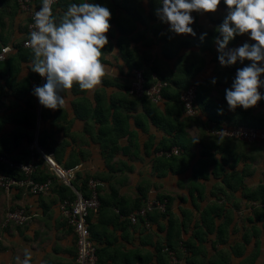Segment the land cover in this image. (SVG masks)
<instances>
[{"label": "crops", "instance_id": "obj_1", "mask_svg": "<svg viewBox=\"0 0 264 264\" xmlns=\"http://www.w3.org/2000/svg\"><path fill=\"white\" fill-rule=\"evenodd\" d=\"M16 1L0 0V47L12 48L0 64V155L18 163L33 160L38 180L51 176L49 156L64 168L77 167L75 190L90 178L99 182L101 208L90 215L89 224L101 260L125 264L122 254L138 253L132 264H159L156 247L165 243L171 217L180 239L193 244L180 250L181 264H210L223 254L225 264H248L252 255L251 264H264V213L256 214L252 205L261 200L248 192L264 187V142L248 144L210 133L215 125H230L228 117L264 128V99L248 110L233 111L227 104L225 90L237 70L251 62L228 67L219 62L214 39L228 11L223 0L216 13H197L195 37L176 35L158 19L159 0H92L112 13L102 57L107 75L95 90L74 85L62 93L66 105L58 110L39 103L33 90L41 76L31 71L30 58L18 56L27 16ZM72 2L78 0H58L54 14L63 15ZM204 33L214 35L210 51L196 43ZM245 42L255 43L238 35L228 48ZM196 68L200 71L190 81L207 84L209 104L201 109L195 102L197 114L188 117L178 98L183 90L170 81L189 78ZM133 69L169 82L161 101L144 104L128 93ZM213 112L218 123L210 118ZM173 149L179 153L167 156ZM171 156L185 159L183 171L172 172L170 162L159 160ZM63 186L55 181L50 193L39 197L0 190V264H18L26 252L31 264H77L75 235L59 208ZM142 195L169 199V213L152 214L148 227L129 218L142 205ZM19 207L27 209L30 220L4 227L5 212ZM207 207L213 211L202 225Z\"/></svg>", "mask_w": 264, "mask_h": 264}, {"label": "clouds", "instance_id": "obj_2", "mask_svg": "<svg viewBox=\"0 0 264 264\" xmlns=\"http://www.w3.org/2000/svg\"><path fill=\"white\" fill-rule=\"evenodd\" d=\"M55 0H41V7L34 13L33 29L26 41L31 49V71L46 80L36 86L33 94L39 103L50 110L63 109L65 93L78 85L82 91L95 90L107 75L102 63L104 49L109 44L112 13L107 6L78 0L69 3L61 16L53 12ZM222 0H159L156 8L158 19L170 25L176 35L196 36L191 27L195 23L192 13H216ZM227 14L216 31L214 42L218 46V59L228 67L250 61L237 70L232 87L226 89L230 110L254 108L264 99V0H223ZM201 36V40L206 37ZM248 35L255 43L229 49L237 36ZM222 37V39L220 38ZM216 83L215 80L212 81ZM18 264H31L32 255L26 252Z\"/></svg>", "mask_w": 264, "mask_h": 264}, {"label": "built area", "instance_id": "obj_3", "mask_svg": "<svg viewBox=\"0 0 264 264\" xmlns=\"http://www.w3.org/2000/svg\"><path fill=\"white\" fill-rule=\"evenodd\" d=\"M18 10L26 14V38L22 41L23 48L30 49L26 46V41L29 39V34L33 29L34 13L41 7V0H17ZM58 0L53 4V12ZM195 23L191 25L194 27L197 21V13H192ZM12 50L9 46L0 47V62L7 59L8 54ZM143 72L137 69L132 70V78L128 93L137 98L146 97L147 100L156 104L162 100V91L169 85L168 82L161 80L156 75H150V80L146 81ZM261 81L264 82V76H261ZM46 80L42 77L38 80V86H42ZM149 84V86H145ZM199 82L192 80L188 87L179 95L180 104L184 113L188 117H194L197 114L195 104L196 91ZM262 96H264V87L260 89ZM210 133L216 137H223L233 139L248 144H256L264 142V128H255L249 126H231L218 125ZM40 154L43 152L38 149ZM177 149H173L167 156L177 155ZM45 161L51 171V176L45 180H36V164L33 160L27 163H18L9 157L7 154L0 155V190L5 192L19 191L29 196L39 197L50 193L52 185L55 181L68 187L74 194V199L70 200L64 198L60 201L59 208L62 215L65 217L67 224L72 228L75 235L76 247V263L77 264H98L97 245L91 239L89 232L88 218L91 214H96L100 207L99 202V182L93 179H88L86 182V190L88 196H84L81 190H75L72 182L75 179V172L77 167L64 168L58 165L51 157L45 156ZM2 167L9 171L17 172V175H11L4 172ZM252 207L264 209V203L254 202ZM166 211V200L160 201L155 196H148L142 201V206L130 215V221L135 223L138 218L142 219L143 225L150 226L146 219L147 215L153 212L164 213ZM31 216L24 207H19L5 212L4 227L8 225L22 226L30 220ZM170 264H181L174 253L168 252ZM104 264H110L106 262Z\"/></svg>", "mask_w": 264, "mask_h": 264}, {"label": "trees", "instance_id": "obj_4", "mask_svg": "<svg viewBox=\"0 0 264 264\" xmlns=\"http://www.w3.org/2000/svg\"><path fill=\"white\" fill-rule=\"evenodd\" d=\"M159 6H160V4H159ZM212 38H214V35L211 34V33H207V35L203 39V41L201 40V38H198L196 40V43H197L199 49L201 51H206V50H209L210 51L211 50L210 43L213 40ZM18 48H19V50H18V56L20 58H30V59L32 58L31 49L23 48L22 45L20 47H18ZM5 61L0 62V64L4 63ZM199 61H200V65H201L202 59L200 58ZM198 71H200V69L199 68H196V69L193 70V72L191 73V75H190L189 78L188 77H185L184 79H182V78L181 79H174V80H171L170 83L173 84V85H175L179 89L185 90L188 87V85L190 84V82H191L190 81L191 77L193 75H195ZM150 75L151 74H149L148 76L145 75V74L143 75L146 81H149L150 80ZM39 77H40V75H39ZM161 80H164V79H161ZM164 81H166V80H164ZM168 85H169V82H168ZM145 86L147 87V86H149V84H145ZM185 86H186V88L183 89V87H185ZM206 87H207V84L206 83H201V84H199V86L197 88V91H196L195 102L198 104L199 107H201V109H203L204 105H208L209 104V103H207L208 101L206 99V93H205ZM200 90H203V94H204L203 100H202V97L200 98V100L198 98V93H199ZM164 91H165V89L162 91V95H163ZM140 100L144 104L145 103L146 104L147 103H150L147 100L146 97H141ZM148 114L150 115L149 112H148ZM216 115L217 114H215L213 112L212 115H210V118L212 120L214 119L218 123V119H217ZM152 118L154 119L153 116H152ZM227 120L230 121L229 123H230L231 126H239V125H242V126L255 127V125L249 124L248 122H245L241 118L240 119H237V117L236 118L235 117H228ZM255 128H258V127H255ZM168 158L169 159H159V160L160 161H164V162H170L168 165H169V169L172 172H175V171L181 172V171H183L185 169V162H184L185 159H179L178 157H174V156H171V157H168ZM2 170L4 172H8L11 175H17L18 174L17 172L9 171V170H7L4 167H2ZM36 180H38V179L36 178ZM86 182H87V180L85 181V186H83L81 189H79V190H81V192H82V194L84 196H88V192L86 190ZM61 190L64 191L63 194L60 196L61 200L64 199V198H68L70 200H73L74 199V194H73V192L68 187L63 186V187H61ZM248 192H249V195L250 196H252V195L254 196V199L257 198V197L260 198L261 201H258V202L264 203V187H261L260 189H256V190H253V191H250L249 190ZM98 198H99V202H100V207L98 209V211H99L100 208H101V202H102V200H101V196L100 195H99ZM145 198L146 197H144V195H142L141 199L144 200ZM158 199L160 201L166 200V211L164 213H160V214L161 215H167L169 213V199L168 198L166 199L165 197H159ZM141 206L142 205H140L138 207V209ZM253 208H255V207H253ZM212 211H213L212 207H207L206 209H204L202 211V217H201L202 225H207L208 224L207 221H206V219L208 218V216L211 214ZM254 211L256 212V214H258V213H264V209L255 208ZM120 213H121V211H120ZM156 213H159V212H153V213L148 214L147 217H146V219L150 222L152 214H156ZM89 219H90V217L88 218V222H89ZM137 221H141L143 223L142 219H140V218H138ZM89 232H90L91 239L93 240V234H92V230H91L90 224H89ZM196 238H198V237H196ZM223 240L224 239H221V238L218 239V241H220V242H223ZM246 242H247V240L244 238L242 244L243 243L245 244ZM255 244L257 245V243H255ZM191 246L193 247V244H191L190 242L184 243L180 239L179 225L177 224V222L173 218L169 217L168 218V226H167V233H166L165 243L163 245L159 246V247H156L157 259H158L159 264H167V262H169V264H170L168 252L174 253L175 257L179 261H181V263H183V261L180 260V258H182V256H181L182 253H181L180 250L182 248L191 249L190 248ZM101 252L102 251L97 248L98 264H104L106 262H109L110 263V261H105V260H101L100 259V257H99L100 255L99 254ZM237 255H240V254L237 253ZM134 256H136L138 258V253H134V255H133V253L132 254H130V253H128V254H122V258H123L124 263L125 264H132L133 262H131L130 259H131V257H134ZM225 257H226V254H223V257H221V260L219 259L218 261L212 262L210 264H225L226 263ZM254 259H255V255H252L249 258V260H248V264H251L254 261ZM111 260L113 261V258L112 257H111ZM185 261L189 262V260H187L186 258L184 259V262ZM189 263L191 264V261Z\"/></svg>", "mask_w": 264, "mask_h": 264}, {"label": "rangeland", "instance_id": "obj_5", "mask_svg": "<svg viewBox=\"0 0 264 264\" xmlns=\"http://www.w3.org/2000/svg\"><path fill=\"white\" fill-rule=\"evenodd\" d=\"M187 84H188V83H187ZM186 86H187V85H186ZM186 86L183 87V89H185ZM201 97H202V100H203V98H204L203 90H200L199 93H198V98H199V100H200ZM262 143H263V142H262ZM4 222H5V215H4V219H3V224H4Z\"/></svg>", "mask_w": 264, "mask_h": 264}, {"label": "water", "instance_id": "obj_6", "mask_svg": "<svg viewBox=\"0 0 264 264\" xmlns=\"http://www.w3.org/2000/svg\"><path fill=\"white\" fill-rule=\"evenodd\" d=\"M217 127V125H215L213 128H211L210 130H213L214 128H216Z\"/></svg>", "mask_w": 264, "mask_h": 264}]
</instances>
